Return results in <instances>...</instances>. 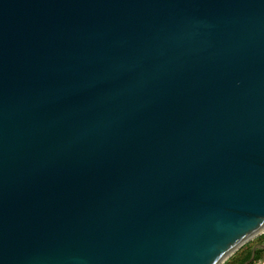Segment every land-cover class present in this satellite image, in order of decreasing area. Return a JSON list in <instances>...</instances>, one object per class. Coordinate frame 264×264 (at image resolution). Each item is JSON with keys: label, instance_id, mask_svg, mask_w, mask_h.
I'll return each mask as SVG.
<instances>
[{"label": "water", "instance_id": "obj_1", "mask_svg": "<svg viewBox=\"0 0 264 264\" xmlns=\"http://www.w3.org/2000/svg\"><path fill=\"white\" fill-rule=\"evenodd\" d=\"M263 233L264 0H0V264H224Z\"/></svg>", "mask_w": 264, "mask_h": 264}, {"label": "trees", "instance_id": "obj_2", "mask_svg": "<svg viewBox=\"0 0 264 264\" xmlns=\"http://www.w3.org/2000/svg\"><path fill=\"white\" fill-rule=\"evenodd\" d=\"M264 243V239L260 240V242L254 244V245H245L246 247L243 249V247L236 252L233 258V261H231L229 264H245L246 262H248L247 264H255L257 261H259L262 257V254L264 252L263 248H258L255 252V256L253 258L252 261H250L252 254H253V248L254 246L258 245L260 246L261 244ZM250 261V262H249ZM227 262V261H226ZM224 264H227V263Z\"/></svg>", "mask_w": 264, "mask_h": 264}, {"label": "rangeland", "instance_id": "obj_3", "mask_svg": "<svg viewBox=\"0 0 264 264\" xmlns=\"http://www.w3.org/2000/svg\"><path fill=\"white\" fill-rule=\"evenodd\" d=\"M264 239V233L259 235L258 237H256L255 239L251 240L249 243H247V245H254L258 242H260V240ZM264 244V243H263ZM246 246L243 247V249L245 248ZM235 255H233L230 259L227 260V264H229L231 261H233V258H234ZM264 262V252L262 254V257L259 261H257L255 264H262Z\"/></svg>", "mask_w": 264, "mask_h": 264}, {"label": "built area", "instance_id": "obj_4", "mask_svg": "<svg viewBox=\"0 0 264 264\" xmlns=\"http://www.w3.org/2000/svg\"><path fill=\"white\" fill-rule=\"evenodd\" d=\"M262 264H264V262Z\"/></svg>", "mask_w": 264, "mask_h": 264}]
</instances>
